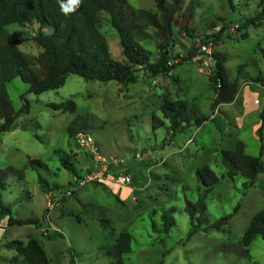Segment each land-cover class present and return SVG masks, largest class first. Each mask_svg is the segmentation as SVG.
<instances>
[{
    "label": "rangeland",
    "instance_id": "obj_1",
    "mask_svg": "<svg viewBox=\"0 0 264 264\" xmlns=\"http://www.w3.org/2000/svg\"><path fill=\"white\" fill-rule=\"evenodd\" d=\"M191 1L197 8L190 24L194 39L175 27L170 56L173 64L177 56L194 50L197 56L170 76L141 73L138 83L122 86L70 75L60 89L38 96L29 93L20 79L8 85L15 110L25 102L30 110L18 117L11 131L0 134V171L14 168L23 173L22 179L9 173L0 189V203L11 210L14 220L35 224L10 226L7 215L0 214V264H17V247L8 245L26 246L31 239L40 243L52 264H109L106 251L124 232L132 236L124 264H264L262 238L247 249L240 245L252 218L264 210V173L246 191L243 175L228 177L232 167L223 156L242 145L244 154L253 158L263 150L264 164V128L262 139L259 136L264 111V59L259 51L264 47V16L250 24L261 12L260 0H233L234 9L228 0H184L180 13ZM128 2L158 13L153 0ZM37 30L36 23L5 28L11 40L21 41L19 49L31 56L42 52L33 41ZM101 32L112 57L124 61L109 17ZM154 32L151 29V37L140 41L152 53V62L158 59ZM214 52L227 57L229 84L238 85L231 104H219V92L210 83ZM178 100L211 121L176 137L166 127L154 129V116L164 120L161 106ZM70 101L76 105L74 113L55 110L54 106ZM251 102L259 112L246 108ZM75 122L85 127L82 133L96 142L103 160L70 137L68 128ZM204 168L219 179L207 195L198 178ZM100 171L102 179H89ZM124 176L131 177L130 184L120 181ZM41 179L56 189L47 193ZM201 196L208 224L190 236L187 203L196 204ZM171 210L176 225L166 236L163 215ZM228 215L233 218L221 230L203 231ZM56 234L62 236L49 239Z\"/></svg>",
    "mask_w": 264,
    "mask_h": 264
},
{
    "label": "trees",
    "instance_id": "obj_2",
    "mask_svg": "<svg viewBox=\"0 0 264 264\" xmlns=\"http://www.w3.org/2000/svg\"><path fill=\"white\" fill-rule=\"evenodd\" d=\"M153 1L158 13L136 9L128 0H80L78 5H70L69 0H0V134L11 131L18 117L30 110L27 102L20 111L15 110L8 93V85L15 79H20L28 85L29 93L38 96L60 89L70 75H78L87 81L116 82L122 86H129L139 82L141 73L154 77L170 76L177 66L192 61L197 56L196 50L185 57L177 56V62L173 64L170 48L175 27L194 39L190 24L196 16L195 1H191L182 13L180 12L183 10L184 0ZM228 2L234 9L233 0ZM61 3L75 10L65 14L61 11ZM259 7L261 12L250 21L251 25L264 16V0H260ZM105 17H109L110 25L120 38L124 61L114 59L110 53L109 45L101 32ZM33 23L38 25L33 41L42 50L38 56L21 51L19 49L21 41L11 40L5 31L10 25L26 27ZM47 29L51 32H47ZM151 29L155 31L154 37L157 41L158 59L155 62L151 60L152 53L140 44V41L151 37ZM221 33L223 28L220 30ZM259 51L264 59V47H260ZM212 57L215 67L209 79L212 89L220 92L221 87L230 86L226 70L227 57L219 52H214ZM54 108L57 111L71 113L76 111V105L72 101ZM160 111L164 120L169 122V126H166L163 119L154 116L153 128L166 127L172 137L211 121L209 116H198L182 100L166 101ZM263 128L264 111L259 128L260 139ZM83 130L85 127L76 122L68 128L72 138ZM223 156L224 161L232 167L228 177L234 179L237 174L243 175L246 178L244 184L246 191L251 189L264 173L263 150L259 158H253L244 154L241 145L236 152H223ZM31 164L41 165L39 161H31ZM66 168L76 175L74 168L69 165H66ZM9 173L23 178V173L14 168L1 170L0 189L4 188ZM198 178L207 188L204 195L219 182L218 177L208 168L199 171ZM40 184L49 194L56 189L43 179L40 180ZM0 206V214L7 215L10 226L35 224L31 220H14L11 210L1 203ZM239 209L240 204L235 213ZM186 211L192 225L190 236H194L202 231L203 225L208 224L205 196H201L196 204L188 202ZM173 212L171 210L163 215V232L166 236L176 225L175 219L171 216ZM232 218L233 215L221 218L203 231L206 233L209 229L221 230ZM60 236L62 235L56 234L49 239ZM258 237L264 240V210L252 218L240 245L247 249ZM131 244V234L122 233L115 246L106 251L107 257L111 260L109 264H124L123 257L131 252ZM14 245L18 251V257L14 260L17 264H52L36 239H31L26 246L18 242L8 247L12 248ZM243 252L244 255H248V250ZM72 264L75 262L72 261Z\"/></svg>",
    "mask_w": 264,
    "mask_h": 264
},
{
    "label": "built area",
    "instance_id": "obj_3",
    "mask_svg": "<svg viewBox=\"0 0 264 264\" xmlns=\"http://www.w3.org/2000/svg\"><path fill=\"white\" fill-rule=\"evenodd\" d=\"M76 139V142L81 146V147H84V148H87V149H90L91 151V154L92 155H97V159L98 160H103L101 157H99L98 155V149H97V144L96 142L92 139L91 136L89 135H86L85 133H79L76 135L75 137ZM104 176V173L103 172H97L93 178H89L90 180L91 179H102ZM120 181L125 184V185H128L131 183V177L130 176H124V177H121L120 178Z\"/></svg>",
    "mask_w": 264,
    "mask_h": 264
},
{
    "label": "water",
    "instance_id": "obj_4",
    "mask_svg": "<svg viewBox=\"0 0 264 264\" xmlns=\"http://www.w3.org/2000/svg\"><path fill=\"white\" fill-rule=\"evenodd\" d=\"M238 85L232 84L228 87H221L218 95L219 104H231L236 100Z\"/></svg>",
    "mask_w": 264,
    "mask_h": 264
},
{
    "label": "clouds",
    "instance_id": "obj_5",
    "mask_svg": "<svg viewBox=\"0 0 264 264\" xmlns=\"http://www.w3.org/2000/svg\"><path fill=\"white\" fill-rule=\"evenodd\" d=\"M70 5H78L80 3V0H69ZM75 9L72 7H69L63 3H61V11L65 14H67L70 11H74Z\"/></svg>",
    "mask_w": 264,
    "mask_h": 264
},
{
    "label": "crops",
    "instance_id": "obj_6",
    "mask_svg": "<svg viewBox=\"0 0 264 264\" xmlns=\"http://www.w3.org/2000/svg\"><path fill=\"white\" fill-rule=\"evenodd\" d=\"M246 108H248L250 110V112H259L260 111V108L259 106H256L255 104H253L252 102L250 103L249 106H246Z\"/></svg>",
    "mask_w": 264,
    "mask_h": 264
}]
</instances>
